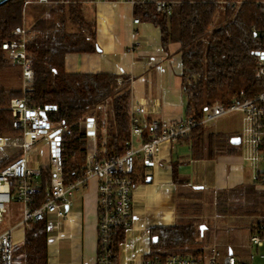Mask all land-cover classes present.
<instances>
[{
  "label": "trees",
  "instance_id": "obj_1",
  "mask_svg": "<svg viewBox=\"0 0 264 264\" xmlns=\"http://www.w3.org/2000/svg\"><path fill=\"white\" fill-rule=\"evenodd\" d=\"M47 5L27 4V0H8L0 5V137L9 141L20 136L12 127L8 110L12 98L20 97V89L2 83L3 74L15 67L1 44L13 38L15 27L26 31L27 56L34 71L33 92L29 106L38 108L48 122L63 130L60 141L62 181L68 187L79 180L86 168L84 152L86 134L81 126L94 121L96 154L101 160L122 156L131 147V89L125 77L114 74H68L64 61L71 54H92L97 51L96 25L88 20L83 5L89 0H49ZM115 1V0H113ZM169 7L156 12L153 6H133V17L157 27L161 47L169 43L180 45L181 86L186 98V117L201 121L205 111L215 103L252 98L264 91V78L255 79L259 54L264 50V0H162ZM75 29H70L69 26ZM20 78V70L18 74ZM236 137V136H234ZM143 141L148 136L142 133ZM232 136L208 133L198 126L180 144L190 145L192 159L238 155L239 146L230 144ZM0 166L20 154L9 153ZM135 186L146 182L136 174ZM50 170L43 168L38 179V193L32 197V208H38L50 193ZM172 178L177 187V218L173 225L149 231L150 252L145 260H164L173 255L197 256L207 240L209 226L201 219L205 199L199 188L186 186L179 177L178 164L172 165ZM238 199L233 200L232 196ZM185 201L179 208L178 201ZM18 204L14 199L10 204ZM19 205V204H18ZM263 206L260 192L251 187L220 191L214 199V210L221 216L259 215ZM201 226L205 229L201 233ZM254 226H248L249 233ZM47 218L28 222L24 241L13 247V264H47ZM125 231L117 228L109 248V264H118L119 247Z\"/></svg>",
  "mask_w": 264,
  "mask_h": 264
},
{
  "label": "crops",
  "instance_id": "obj_2",
  "mask_svg": "<svg viewBox=\"0 0 264 264\" xmlns=\"http://www.w3.org/2000/svg\"><path fill=\"white\" fill-rule=\"evenodd\" d=\"M83 12L88 20L95 22L97 51L67 55L65 73L125 77L131 89L130 106L142 108L139 118L148 138L156 133V123L185 119L179 43H169L163 49L159 29L148 22L133 23V7L121 0L85 2ZM130 140L133 149L143 142L142 135L131 136ZM10 152L22 153L20 150ZM156 154L157 163L148 170L142 167L139 157L135 160L136 174L146 182L137 184L133 191L132 226L125 231V239L119 247L118 264H142L150 252L149 231L173 225L181 218L177 213L173 164H178L179 177L186 180V186L199 188L198 192L205 198L214 199L220 191L244 185L246 170H251L241 150L238 155L214 159L208 158L204 150L202 159H192L190 145L175 142L161 145ZM96 191L97 180L91 178L85 189L76 191L64 218L53 214L46 217L49 225L47 264H97ZM205 205L204 201L202 206ZM21 219V206L9 204L0 231L12 230L14 246L24 241L25 226L18 225ZM228 251L233 254L231 249Z\"/></svg>",
  "mask_w": 264,
  "mask_h": 264
},
{
  "label": "built area",
  "instance_id": "obj_3",
  "mask_svg": "<svg viewBox=\"0 0 264 264\" xmlns=\"http://www.w3.org/2000/svg\"><path fill=\"white\" fill-rule=\"evenodd\" d=\"M69 1V0H67ZM99 2L101 0H89ZM87 1V2H89ZM131 7L142 4L153 6L156 12L166 11L169 6L162 0H121ZM49 0H27V4L47 5ZM137 19L133 23L137 24ZM13 38L1 44V49L7 58L20 70V97L12 98L8 110L13 118V129L20 136L7 141L0 137V151L20 150L19 157L13 159L0 169V226L7 206L14 199L22 208V219L19 226L28 222H39L48 215L58 218L66 216V209L71 206L75 193L85 189L91 178L97 180V264H109L111 258L109 248L112 236L117 228L127 231L132 226L133 180L135 160L140 158L142 167L146 170L157 163V149L161 145L178 142L187 136L192 129L214 122L217 119L240 112L242 117V132L237 135L239 148L243 158L249 162L252 170V182L255 189L263 197V216L260 222L254 224L249 233V245L258 254V249L264 247V91L252 98L233 100L231 103H215L205 111L201 121L190 117L177 122H162L155 124L156 133L141 142L137 149L130 147L122 156L101 160L96 154V131L94 121L86 120L82 127L86 134L84 164L86 168L81 178L72 185L65 187L62 181V165L60 160V141L62 128L42 118L38 108L29 106V98L33 92L34 71L31 60L27 56V36L23 26H17L12 32ZM255 79L264 78V50L259 54ZM142 108L130 106V134L141 136L143 128L139 115ZM46 142L48 146V167L50 170V193L38 208H32V197L38 193V179L41 170L38 159H30L27 153L38 143ZM12 230L0 231V264H13ZM264 260V255L248 254L247 259H240L234 254L222 252L211 243L204 246L197 256L173 255L164 260L158 258L145 260L142 264H263L256 259Z\"/></svg>",
  "mask_w": 264,
  "mask_h": 264
},
{
  "label": "rangeland",
  "instance_id": "obj_4",
  "mask_svg": "<svg viewBox=\"0 0 264 264\" xmlns=\"http://www.w3.org/2000/svg\"><path fill=\"white\" fill-rule=\"evenodd\" d=\"M70 29H75L72 25L69 26ZM3 74L6 80H2L7 86L13 87L14 89H20V78L19 68L17 66L11 67L7 69ZM242 117L243 115L240 112H233L227 114L214 122H209L204 125L205 135L208 133H222L228 136L239 135L242 132ZM10 150L0 151V163L9 158ZM27 156L30 159H38L41 162L40 166L43 168L48 166V146L46 142L38 143L33 149H31ZM2 164L1 166L6 165ZM42 164V165H41ZM0 166V167H1ZM251 173L252 170H246L245 183L242 186H247L255 189L253 182L251 181ZM237 187V188H239ZM238 196L233 195V200H237ZM204 201L207 205L202 207V217L201 219L209 226L207 230V234L209 240L205 243L204 246L210 245L214 243L219 250L222 252H227L228 249L233 251L234 256L240 259H247L248 254H253L254 256L264 255V247L258 249V254L255 253V250L249 245V230L246 228L247 225L251 222L256 224L262 220L263 216V206L259 215L254 217H246L238 218V216H221L216 214L214 210V198L211 196H207ZM185 205V201L182 198H179L178 206L179 208H183ZM17 217V216H16ZM248 225V226H249ZM258 262L264 264V260L256 259Z\"/></svg>",
  "mask_w": 264,
  "mask_h": 264
},
{
  "label": "water",
  "instance_id": "obj_5",
  "mask_svg": "<svg viewBox=\"0 0 264 264\" xmlns=\"http://www.w3.org/2000/svg\"><path fill=\"white\" fill-rule=\"evenodd\" d=\"M6 1H8V0H0V5L3 4ZM41 116H42V118L45 119V114L43 112L41 113ZM230 144L233 145V146H238V144H239V138L238 137L231 138L230 139ZM204 229H205V226H201V228H200L201 233L203 232ZM155 241H156V238H153L152 239V242H155Z\"/></svg>",
  "mask_w": 264,
  "mask_h": 264
}]
</instances>
